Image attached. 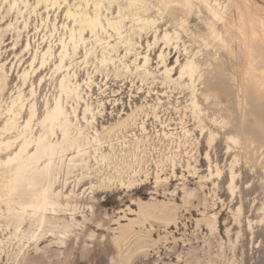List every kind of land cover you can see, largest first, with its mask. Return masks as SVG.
Segmentation results:
<instances>
[{"label": "rangeland", "instance_id": "rangeland-1", "mask_svg": "<svg viewBox=\"0 0 264 264\" xmlns=\"http://www.w3.org/2000/svg\"><path fill=\"white\" fill-rule=\"evenodd\" d=\"M25 1L28 10L24 17L29 19L23 29L22 19L17 17L15 23L16 10L9 12L12 0H0V66L7 74L0 112L21 88L20 75L29 70L34 54L33 66L38 67L42 53L51 45L53 54L46 70L30 74L21 88L29 98L32 86L35 96L25 103L19 122L21 125L27 117L29 101L35 103L36 115L41 118L45 103L52 106L58 95L62 75L74 73L81 100L76 104L72 95L61 99L66 114L61 123L75 125L73 135L84 149L81 164L88 167L83 175L90 180L76 195L81 197L93 186V194L86 190L80 199L74 220L69 215L59 217V227L69 226L66 236L45 238L39 246L40 251L47 248L50 253H61L53 252V258L49 253L51 259L36 264H264V97L241 78L246 67L243 45L250 49L253 67L264 69L261 41H245L247 38L243 40L236 31L223 30L225 46H220L209 35V14L195 0L166 6L158 0H142L134 6L125 0H103L99 13L103 29L85 32L75 55L67 42L64 64L72 66L56 73L59 38L65 40L69 28L78 25V20H66L65 12L85 9L92 14V1L88 0L87 7L83 0H66L60 9L49 7L47 20L42 5L32 13L36 0ZM235 1L264 19V0ZM18 4L23 12L25 8ZM119 9L124 20L118 36L106 23L119 20ZM225 14L236 18L234 2L228 3ZM138 19L153 22L145 25L136 22ZM10 23L12 27H8ZM241 29L247 37V28ZM164 32L178 38L166 50L161 41ZM94 35L108 46H95ZM203 38L208 39V46ZM197 51L200 79L195 83L180 79L179 65ZM161 52L163 64L158 58ZM103 57L111 61L101 64ZM165 68L171 71L165 74ZM203 94L208 95L207 100ZM194 97L202 111L201 123L192 114ZM4 117L5 113L0 126ZM222 120L226 121L223 127L219 124ZM209 130L214 133L210 149ZM227 137L239 138L240 144L227 151ZM53 144H66L58 131ZM76 155L75 151L64 160H77ZM216 167L221 177H215ZM230 169L236 187L233 195L228 190ZM65 173L60 172L57 186L65 183ZM106 178L112 180L111 185ZM73 179L77 178L69 182ZM93 214L99 216L104 228L91 225ZM3 223L0 219V264H6L9 257L16 258V264H27L42 254L34 250L31 241L19 243L12 227L5 229ZM28 228L27 221L18 235ZM90 231L94 232L92 238Z\"/></svg>", "mask_w": 264, "mask_h": 264}, {"label": "bare ground", "instance_id": "bare-ground-1", "mask_svg": "<svg viewBox=\"0 0 264 264\" xmlns=\"http://www.w3.org/2000/svg\"><path fill=\"white\" fill-rule=\"evenodd\" d=\"M83 1L85 2V7H87L89 1ZM91 1L94 8L92 14H88L85 9H80L79 11L75 10L74 12L67 10L65 12V19H71L74 22L78 20V25L77 29L73 27L69 28V34L65 40L64 36L62 38H59V46L61 47V49L58 55L59 62L55 66L56 73L60 72L63 69L67 71L70 66H72L71 63L68 66L64 64V58L67 54V42L71 43L73 51L72 54L75 55V52H77L80 43H83L84 41L83 34L85 32L93 34L98 27L100 29H103V26L101 25L99 19L100 5L102 4L103 0ZM125 1L129 4V6L138 5V3L139 5L142 4V0ZM175 1L177 2V5L182 3V0H158V2L160 4H163L164 6L170 5ZM195 1H198L199 3L204 5L205 10L209 14L210 20L207 22L209 35L215 41H217L220 46H225L223 41V30H225L226 33L232 30L236 31L243 40L247 38V40L245 41L251 42L252 40L258 39L264 45V19L254 13L249 6L244 5L243 7H241L242 5L240 6V4H238V2L235 0H227L228 3L234 2L235 5L236 18L233 19L231 16L228 18L225 14L228 7L227 2H220L219 0ZM65 2L66 0H36L35 6L31 8V12L35 13L36 8L42 5L45 8V11L47 12V20L48 13L50 12L49 7H56V9H60L61 4ZM18 3H21L25 8L23 12L19 9ZM108 3L111 2H109L108 0ZM13 5H15V7H13ZM139 9H141L142 13L145 12L143 6H140ZM13 10H16L17 15L15 17V23H18L19 18L22 19L23 29H26L27 20L29 19V17L27 16V19H25L24 12L28 10V2L25 0H12V3L9 4V12ZM117 16V18H119L118 21L110 19L107 20L106 25L107 27L114 30L119 36L123 28L124 20L121 15V9H119ZM135 16L136 14L132 15V17ZM136 22H144V24L146 25L153 21L138 19L136 20ZM43 23L44 21L41 19V24ZM12 26V23L8 25V27ZM242 26H245L247 28V37L244 35L241 29ZM53 28H55L54 25ZM37 29L38 28H35V30ZM173 34L177 35L176 32H174ZM175 39L178 38L172 37V35H170L168 32H164L161 41L163 42L165 50L170 46L171 41ZM93 41L95 46H102L103 44H105V42H107H104V40L100 39L96 35H94ZM157 41V38H155L154 43L156 44ZM203 41L205 46L209 45L208 39L203 38ZM16 43L17 42L14 43V46L16 45ZM28 48L29 44L27 43L24 50L26 51ZM198 53L199 51L191 53L185 59V62L179 65L180 79H182L183 77L188 78L191 83H195L197 80L200 79L201 75L198 72V63L195 61V57ZM52 54V46L48 45L47 49L42 53L38 67L33 66L36 58V54H34L32 61L29 65V70H23L20 75L21 88L23 85H25L27 78L30 74L38 73V71L41 73V71L46 70V66L49 64L52 58ZM243 54L245 56L246 67L241 73L242 81L244 82L247 79V81L252 84V86L257 92L261 91V93H263L264 97V69L253 67L252 62L250 61V49L245 45H243ZM106 57H103L102 60H100L101 64H105V62L111 61V58L107 59ZM158 58L163 64L165 60V55L163 54V52L159 54ZM144 59L145 64L147 62L146 56L144 57ZM178 62L179 59L176 60V63ZM170 71L171 70L165 68L164 73L168 74ZM0 72H3V66H0ZM74 79V73H67L62 75L59 80L57 92L58 95L54 98V103L52 106H48V102L45 103L44 114L41 118H38L36 115L37 111L35 103H31V101H29L27 117L21 125L19 122V120L23 118L24 107L26 105L25 103L29 98L32 99L35 96V90L32 86L29 91V98H25L22 94L21 88H18L16 95L11 96L10 101L5 102V110L3 109V112H0V118L2 114L5 113L4 121L0 126V219L4 221L5 224L3 223V226L5 229H7L8 227H12V235L14 238L18 239L19 243L22 242V240H27L28 242L31 241V243L34 245V250L36 252L39 250V246L44 242L45 238H50L51 236H66V229H69V226L65 224L64 226L59 227L57 225L59 217L69 215L74 220L75 213L78 209H80L78 207V203L80 199L84 198L85 191L90 190V193L93 194L92 186L86 189L81 194V197L80 195H76V191H78L83 185H85V182H88V180H90L85 178L83 175L84 173H86L88 167L84 166V164L82 166L81 164V162L85 161L83 152L84 149L80 148V143L78 142L76 136L73 135V132L76 129L75 125H72L70 123H61V119L66 117V114L63 112L61 99L63 100V97L68 98L70 95H72V98L74 99L76 104L79 103V100H81L78 93V86L73 83ZM6 81L7 74L2 73V75H0V95L1 92L4 90ZM41 81L42 78L39 84L41 83ZM203 96L205 100L208 99L207 94H203ZM191 106L192 114L196 119H199V114L202 111L200 109L199 103L195 101V97L191 102ZM87 110L88 109L86 107L85 112H87ZM73 114H75L74 108ZM198 121V123L202 122L200 119ZM219 124L223 127L225 126L226 121L222 120L221 122H219ZM35 127L37 129V132H34ZM142 129L144 130L143 126ZM77 130L80 131V129ZM57 131L59 132V136L61 137L63 143H66L65 145L53 144V140L55 136H57ZM164 136H166V134H164ZM210 138L213 142L214 133L209 130V136L207 139V145L209 149L211 148L212 144V142L209 143ZM239 144V138L227 137V151L233 149ZM75 151L77 154V160L72 157L69 159L67 158L68 161L66 162L64 160V157L66 158L69 154H73ZM3 156L4 158H2ZM237 156H235L234 163H236ZM99 158H101V156ZM206 158L207 160L209 159L208 155H206ZM62 171L66 172L64 179L65 183L61 186H57L59 182L58 176ZM79 175L83 176L79 178ZM210 176H212V174H210ZM74 177H76L77 179H73V181L69 182V180ZM215 177H221V171L217 167L215 170ZM156 179L158 180V177H156ZM106 180L107 185L112 184V180L110 178H106ZM155 183L157 184L158 182ZM90 184L93 185L92 182H90ZM121 186H123V183H121ZM57 188H60V190L57 191ZM68 188H71V190L68 194H64L63 190H67ZM235 188L236 187L234 185V172H232L231 170L230 183L228 185L230 195L234 194ZM237 212L238 214H240L241 207H238ZM98 217H93L94 219L91 221V225H95L94 227L102 229L105 227V224H102ZM263 219L264 218H262L261 220ZM27 221L30 223L31 229L28 228V231H25L26 233H20L21 235L19 236L18 232H21L23 225ZM210 228H212V226H210ZM124 235L125 234L123 232V236ZM89 237H94V232L90 231ZM121 237L122 235L120 236V238ZM58 244H60V246H63L64 242L62 240H59ZM72 245L74 244L72 243ZM69 250L70 248H67V251ZM18 251L21 252L22 248L19 247ZM39 252L42 254L37 257H35V255L34 258L31 259L28 258L29 260L27 264H36L37 262L43 260V258H46L47 260L51 259V257H49V249L47 250V248H45L42 249V251L39 250ZM53 252L55 254L61 253L57 251L55 252V250H53ZM52 253H50V256H52L53 258L56 255ZM58 256L59 255H57V257ZM47 257H49V259ZM9 261H12L13 264H16L17 262L16 258L13 257H9L7 259L6 264H8Z\"/></svg>", "mask_w": 264, "mask_h": 264}, {"label": "snow or ice", "instance_id": "snow-or-ice-1", "mask_svg": "<svg viewBox=\"0 0 264 264\" xmlns=\"http://www.w3.org/2000/svg\"><path fill=\"white\" fill-rule=\"evenodd\" d=\"M13 7H15V5H13ZM212 142V139L210 138V141H209V143H211ZM234 142V141H233ZM217 174H219V173H217Z\"/></svg>", "mask_w": 264, "mask_h": 264}]
</instances>
